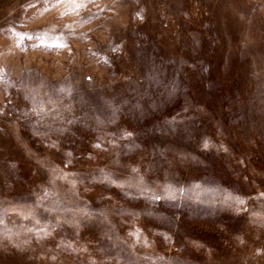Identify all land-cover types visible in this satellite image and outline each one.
Here are the masks:
<instances>
[{"label": "rangeland", "instance_id": "obj_1", "mask_svg": "<svg viewBox=\"0 0 264 264\" xmlns=\"http://www.w3.org/2000/svg\"><path fill=\"white\" fill-rule=\"evenodd\" d=\"M0 264H264V0H0Z\"/></svg>", "mask_w": 264, "mask_h": 264}]
</instances>
